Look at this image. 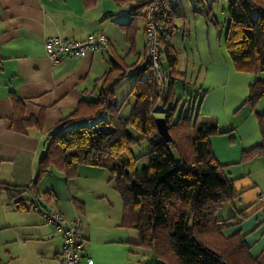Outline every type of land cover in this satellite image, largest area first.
<instances>
[{
    "label": "crops",
    "instance_id": "crops-1",
    "mask_svg": "<svg viewBox=\"0 0 264 264\" xmlns=\"http://www.w3.org/2000/svg\"><path fill=\"white\" fill-rule=\"evenodd\" d=\"M197 1L198 12L191 0H165L172 27L169 45L177 56L174 99L166 108L176 111L175 120L192 113L200 123L218 128L219 133L210 137L211 149L238 194L230 202V217L241 218L223 232L244 235L251 255L264 264V156L243 159L244 152L263 140L258 116L264 113V97L253 109L245 102L250 86L264 80V71L239 70L229 55L227 0ZM221 1L226 6L218 18L214 5ZM141 2L0 0V194L5 208L15 214L8 225L25 230L8 240L12 242L8 258L15 259L10 264H63V235L45 222L37 205L82 220L87 237L82 253L94 264H160L153 250L139 245L137 228L123 222V203L106 168L80 165L71 178L51 168L36 192L26 191L12 202L3 188L30 186L47 150L49 133L81 101L97 99L112 68L107 58L111 64L114 60L125 67L143 68L144 21L135 16H145L146 6L134 11ZM90 34L107 37L110 51L96 50L85 57L60 54L58 61L47 54L48 37L84 40ZM133 55L138 60L126 64L124 57ZM149 75L147 71L143 77ZM182 100L188 104L177 114ZM18 200L24 204L20 210L14 205Z\"/></svg>",
    "mask_w": 264,
    "mask_h": 264
},
{
    "label": "trees",
    "instance_id": "trees-1",
    "mask_svg": "<svg viewBox=\"0 0 264 264\" xmlns=\"http://www.w3.org/2000/svg\"><path fill=\"white\" fill-rule=\"evenodd\" d=\"M141 1L134 11L147 5V1ZM191 2L198 12L199 1ZM227 2L230 25L225 44L229 55L239 70L264 71V0ZM168 13L166 9L164 21L171 34ZM135 18L145 20L142 14ZM133 38L134 31L129 35L131 42ZM166 54V67L172 81L163 99L165 108L174 99L171 88L177 64V56L170 45L166 47ZM112 63L97 99L81 101L79 107L49 133L47 150L40 158L37 175L30 186L21 189L11 185L3 187L9 202L26 191L36 192L41 178L51 168L71 178L80 165L99 166L110 172V180L119 192L123 222L137 228L139 245L153 250L160 264H261L251 255L244 235L236 232L226 236L223 232L241 218H216L224 204L238 197L233 180L223 174L222 165L211 149L210 137L219 133L218 128L200 123L189 113L175 120L176 111L169 109L164 117L172 142H165L158 133L157 117L152 114L160 98L152 71L147 65L138 70L114 60ZM147 71L150 75L144 80ZM126 77L134 81L130 94L136 98L135 111L127 119L119 116L114 97L115 87ZM263 97L264 80H258L250 86L245 103L253 109ZM18 103L23 106L21 101ZM104 114L110 115L106 122L109 129L84 124ZM258 121L263 140L244 152L243 159L264 156V113L258 116ZM129 127L137 129L139 136H132ZM139 140H146L150 146L144 156L146 165L141 170L137 168L140 158L132 152ZM172 150L176 151V158ZM22 202L18 200L15 208L20 210L24 205Z\"/></svg>",
    "mask_w": 264,
    "mask_h": 264
},
{
    "label": "built area",
    "instance_id": "built-area-1",
    "mask_svg": "<svg viewBox=\"0 0 264 264\" xmlns=\"http://www.w3.org/2000/svg\"><path fill=\"white\" fill-rule=\"evenodd\" d=\"M167 9L165 0H147L144 33L145 59L142 66L147 65L152 71L159 97L166 98L168 86L172 81L167 63L166 47L170 42V34L164 21V12ZM47 54L54 61H58L60 54L75 57H85L96 50L110 51V43L104 35L90 34L84 40L67 39L61 36H51L45 40ZM45 222L52 225L57 232L63 235V264H94L92 258L83 256V246L86 235L83 222L79 217L67 218L54 209L41 210Z\"/></svg>",
    "mask_w": 264,
    "mask_h": 264
},
{
    "label": "rangeland",
    "instance_id": "rangeland-1",
    "mask_svg": "<svg viewBox=\"0 0 264 264\" xmlns=\"http://www.w3.org/2000/svg\"><path fill=\"white\" fill-rule=\"evenodd\" d=\"M225 6H226L225 1H221V2L216 3L214 5V12L218 18H222L223 7H225ZM139 35H140V37H139ZM139 35H138V40H139V45L141 47L142 35L140 34V32H139ZM99 51H101V50H99ZM123 60L126 64H132L138 60V57L133 55V57H128V59L126 57H124ZM107 61H108L109 66L111 67L112 64L110 61V57L107 58ZM129 62H131V63H129ZM144 78L145 77H143V79ZM133 84H134V81L132 79L126 77L120 83H118L114 89V91H115V95H114L115 102L119 106V116L121 118H125V119L130 118L133 114V111H135L136 98L133 94H130V90H131ZM184 102H185V100L181 101V104L179 105L178 110H177V114H179L181 112L183 105L188 104L187 102H185V104H184ZM157 105L159 106V108ZM154 110H156V111H152V114H154L155 117H160L168 111V108H165L161 97L159 98L157 104L155 105ZM163 110H165V111H163ZM186 112L187 111H184V113H186ZM190 115H193V114L190 113ZM109 119H110V115L104 114L102 117L95 119L93 121H86V122H84V124H86L88 126L93 124V125H95V127L97 129L107 130L110 127L109 125L106 124V122L109 121ZM101 120H104V123H99V121H101ZM129 132L135 138L139 136V132L137 131V129H135L133 127H129ZM149 150H150V146L146 140H139V142L133 146V148H132L133 155L137 158L138 157L140 158V160L138 161V164H137V168L139 170H141L146 165V159L144 158V156L149 152ZM171 153L173 154V156L175 158L177 157L175 150H172ZM4 195H5V197H7V195H8L6 190H4ZM5 204H6L5 200L2 201L1 194H0V262H2L4 264H10L11 260H12V263H14L15 259L8 258L7 250H9L10 246L12 245V242H9L8 240L10 239V236L13 235V237H14V233L24 232L25 230H24V228H21L22 226H20V225H14L11 227H10V225H8L9 222H13V220H15L13 218V216L15 214L13 212H11L10 210H8L7 208H5ZM232 206L233 205L231 203L224 204L217 211L216 218L217 219L223 218L225 220L227 218H229L231 216L230 214H231ZM17 263H18V261H17ZM148 263H149V261L145 262V264H148Z\"/></svg>",
    "mask_w": 264,
    "mask_h": 264
},
{
    "label": "water",
    "instance_id": "water-1",
    "mask_svg": "<svg viewBox=\"0 0 264 264\" xmlns=\"http://www.w3.org/2000/svg\"><path fill=\"white\" fill-rule=\"evenodd\" d=\"M156 126L158 129V133L165 140V142H172V136L169 132L168 123L165 117H157L156 118Z\"/></svg>",
    "mask_w": 264,
    "mask_h": 264
}]
</instances>
